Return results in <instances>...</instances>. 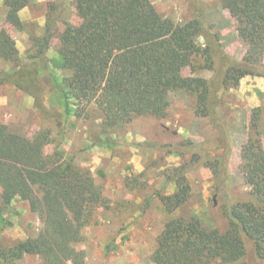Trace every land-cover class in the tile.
<instances>
[{"label": "trees", "instance_id": "trees-1", "mask_svg": "<svg viewBox=\"0 0 264 264\" xmlns=\"http://www.w3.org/2000/svg\"><path fill=\"white\" fill-rule=\"evenodd\" d=\"M32 1L2 0L0 61L10 68L0 70V83L33 96L39 112L49 111L42 96L31 90L33 82L24 78L32 74L34 81V73L47 83L58 117L71 126L76 120H98L88 136L94 145L112 149L118 141L112 129L136 116L166 117L169 94L176 90L194 97V115L214 130L198 143H166L167 153L182 160L163 171L161 189L143 194L136 205L143 212L158 199L167 213L152 264H264L261 108H252L240 145L238 171L248 187L241 194L232 188V141L220 109L243 77H264V0H220L245 46L239 59L225 51L203 8L176 21L159 13L151 0H71L77 24L63 17L64 0H47L42 32L31 33L30 46L21 55L11 31L26 28L19 12ZM53 38L59 42L54 50L59 68L68 72L63 75L50 65ZM26 66L30 72L23 71ZM186 67L188 75L183 74ZM203 70L213 72V79L199 75ZM62 140L47 127L28 137L0 123L2 207L15 199L25 201L41 222L36 234L0 244V264H17L25 255L39 256L42 264H83L85 254L77 244L84 240V229L97 223V212L110 207L109 199L91 169L64 151ZM49 143L53 148L46 152ZM149 148L159 151L163 145L152 141ZM200 169L211 173L210 199L221 219L217 226L193 212H180L194 197L188 175ZM141 174L127 176L124 187L143 188L147 181L139 183ZM164 188L170 189L162 192ZM1 209L0 222L6 226Z\"/></svg>", "mask_w": 264, "mask_h": 264}, {"label": "rangeland", "instance_id": "rangeland-1", "mask_svg": "<svg viewBox=\"0 0 264 264\" xmlns=\"http://www.w3.org/2000/svg\"><path fill=\"white\" fill-rule=\"evenodd\" d=\"M151 1L159 13L176 21L187 20L193 16L195 10L203 8L206 19L219 33L225 51L237 59L244 54L245 46L236 34L235 21L222 7L220 0ZM64 3L63 17L77 24L79 18L71 0H64ZM29 7L32 15H45V2L39 4L33 0ZM3 9L0 10V25L4 20ZM26 22L24 30L11 31L21 55L30 46L31 33L41 34L45 20L41 23L38 20ZM199 41L203 42V38ZM58 43L56 38L52 39V50L48 51V57L54 71L63 75L68 72L59 68L58 57L54 51ZM9 68L8 63L0 61V70L8 71ZM29 69L30 67L26 66L23 71L30 72ZM183 74H190V69L186 67ZM31 75L24 78L27 83L33 82L31 90L42 96V104L49 112L46 115L39 112L33 96L24 94L13 85L0 83V123H5L11 130L28 137L46 127L50 129L51 136L57 139L63 136L61 146L64 151L69 155L74 154L77 163L90 168L95 181L101 184L110 207L99 210L97 223L83 231L84 240L77 244L85 254L83 264H152L151 254L155 239L162 229L167 213L158 199L152 200L143 212L137 210L136 205L143 194L161 189L165 179L163 171L182 160L176 153H167L168 147L164 146L166 143L173 146L184 139L198 143L214 132L206 120L194 115V97L180 90L172 91L169 94L170 105L166 117L159 119L151 115H141L122 126L114 127L112 130L118 135V141L109 149L92 144V138H88L89 133L95 131L98 120H76L74 126L68 124L70 120L57 116L56 104L52 101L53 96L47 83L40 78L42 76L37 77L34 73V82ZM199 75L213 79V72L209 70H203ZM253 92L257 100L264 99V77H243L237 88L231 90L226 104L220 106L232 141L229 159L232 188L239 194L248 189L238 171V164L240 145L246 139L251 110L254 107L261 108L264 135V104L249 106L248 99ZM58 121H62L61 124ZM152 141H155L157 146L163 145V150H151L149 143ZM236 144L237 154H233V146ZM52 148L53 143H49L45 151L50 152ZM137 173H142L139 183L147 181V184L143 188L138 187L140 189H126L124 179ZM188 177L194 197L180 212H193L205 223L220 225L218 206L212 205L210 199L211 173L207 169H200L189 173ZM169 189L164 188L162 192H168ZM1 198L0 188V208L7 219L6 226L0 222V244L8 245L16 239L38 232L41 222L37 215L30 211L27 202L15 199L2 207ZM105 246H108L106 250ZM17 264H42V261L37 255H25Z\"/></svg>", "mask_w": 264, "mask_h": 264}, {"label": "crops", "instance_id": "crops-1", "mask_svg": "<svg viewBox=\"0 0 264 264\" xmlns=\"http://www.w3.org/2000/svg\"><path fill=\"white\" fill-rule=\"evenodd\" d=\"M47 0H36V3H44L46 2ZM4 8L3 4H2V0H0V10L2 11V9ZM4 11V9H3ZM21 18L25 21H28V20H38L39 23L41 22H44L45 18H44V15L42 14L40 17L39 15H32L31 13V10H30V7L29 5L26 6V7H23L20 12H19ZM258 98L256 97V94L254 95V92L251 93V95L249 96V99H248V102L250 101L249 103V106L254 104V105H258V104H264V99L261 98V101L257 100ZM254 100V102H253ZM260 102V103H259ZM237 144L233 146V154L236 153L237 154Z\"/></svg>", "mask_w": 264, "mask_h": 264}]
</instances>
